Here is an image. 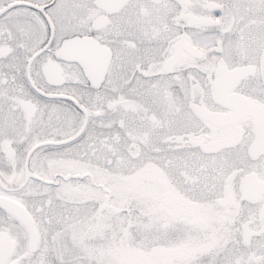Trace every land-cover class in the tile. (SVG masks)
<instances>
[{
	"label": "snow or ice",
	"instance_id": "snow-or-ice-1",
	"mask_svg": "<svg viewBox=\"0 0 264 264\" xmlns=\"http://www.w3.org/2000/svg\"><path fill=\"white\" fill-rule=\"evenodd\" d=\"M0 264H264V0H0Z\"/></svg>",
	"mask_w": 264,
	"mask_h": 264
}]
</instances>
